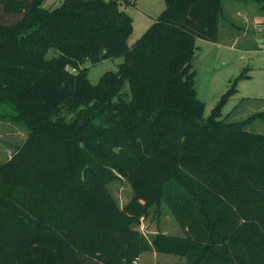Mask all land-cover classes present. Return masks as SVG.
I'll return each instance as SVG.
<instances>
[{"label":"trees","instance_id":"16d2710c","mask_svg":"<svg viewBox=\"0 0 264 264\" xmlns=\"http://www.w3.org/2000/svg\"><path fill=\"white\" fill-rule=\"evenodd\" d=\"M44 1L0 0V104L28 125L0 160V264H138L144 251L264 264V133L222 118L235 83L207 118L194 84L222 0H165L134 45L133 1ZM119 56L93 84L83 65ZM122 178L123 206L109 187ZM160 202L183 236L137 228Z\"/></svg>","mask_w":264,"mask_h":264},{"label":"rangeland","instance_id":"374dc122","mask_svg":"<svg viewBox=\"0 0 264 264\" xmlns=\"http://www.w3.org/2000/svg\"><path fill=\"white\" fill-rule=\"evenodd\" d=\"M123 3L133 17V30L128 43L136 41L149 29L166 8L165 0H130ZM63 0H45V8H54ZM51 49L48 57L57 55ZM194 84L198 97L205 103L204 118L235 83L236 90L224 101L222 118L227 121L248 120L247 129L264 133V3L258 0H222L219 35L216 41L196 39ZM124 56L105 59L97 64L85 63L93 84L99 82L107 71H118ZM125 91L130 90L126 83ZM28 134L25 120L16 117V111L8 102L0 104V160L9 158L23 144ZM109 187L120 205L134 195L131 184L117 179ZM153 238L157 233L185 234L170 208L164 202L151 207L148 216L137 226ZM185 257L176 254L144 251L138 264H181Z\"/></svg>","mask_w":264,"mask_h":264},{"label":"water","instance_id":"95a60500","mask_svg":"<svg viewBox=\"0 0 264 264\" xmlns=\"http://www.w3.org/2000/svg\"><path fill=\"white\" fill-rule=\"evenodd\" d=\"M196 58H197L196 56H194V57L192 58V60H191V63H192V64H194V63H195V61H196Z\"/></svg>","mask_w":264,"mask_h":264}]
</instances>
